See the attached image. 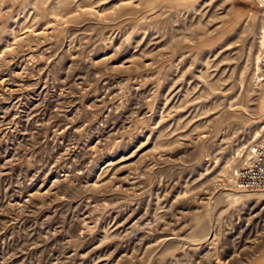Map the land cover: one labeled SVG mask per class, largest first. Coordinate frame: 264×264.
<instances>
[{
  "label": "rangeland",
  "instance_id": "1",
  "mask_svg": "<svg viewBox=\"0 0 264 264\" xmlns=\"http://www.w3.org/2000/svg\"><path fill=\"white\" fill-rule=\"evenodd\" d=\"M255 0H0V264H264Z\"/></svg>",
  "mask_w": 264,
  "mask_h": 264
},
{
  "label": "built area",
  "instance_id": "2",
  "mask_svg": "<svg viewBox=\"0 0 264 264\" xmlns=\"http://www.w3.org/2000/svg\"><path fill=\"white\" fill-rule=\"evenodd\" d=\"M259 8H264V0H255ZM236 184L242 190L264 191V131L253 146L249 162L236 173Z\"/></svg>",
  "mask_w": 264,
  "mask_h": 264
}]
</instances>
